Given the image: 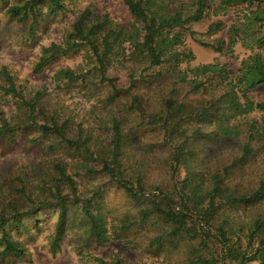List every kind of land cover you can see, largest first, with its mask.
I'll return each mask as SVG.
<instances>
[{
    "label": "rangeland",
    "instance_id": "rangeland-1",
    "mask_svg": "<svg viewBox=\"0 0 264 264\" xmlns=\"http://www.w3.org/2000/svg\"><path fill=\"white\" fill-rule=\"evenodd\" d=\"M26 1L0 0V70L5 67L10 71L26 100L37 97L34 117L39 126L52 120L59 124L67 123V135L72 139L82 137L87 140L93 157L68 149L55 135L43 136L39 126H29L28 107L0 89V112L5 114L14 130L12 138L9 131L0 138V217L8 219L6 232L26 253L25 257H1L4 246L0 242V264H95V258L112 260L116 257L126 264H190L192 255L207 252L204 245L199 250L200 242L196 240H184L175 247V241L166 239L162 247H151L153 239L170 231L168 224L161 219L151 216L147 223L135 224L129 231L124 230L130 222L140 220V208L132 203L119 185L100 173L103 164L98 154L108 157L114 135L113 122L117 120L124 136L121 158L126 176L138 191V182L142 179L143 193L151 200H159L156 188L161 187L165 192L171 190L170 147L163 145L164 134L160 127L146 125L145 122L149 114L159 111L172 95L174 83H179L178 77L190 69L219 62L227 64L234 72L238 71L241 61L251 54L240 45L234 48L233 53L228 49L229 30L238 20L240 10L233 9L226 16H211L192 24L193 35L178 30L184 35V48L194 53L195 60L180 65L176 72L169 67L148 69L144 64L129 62L124 55L112 58L105 76L113 79L121 90L115 96L111 84L102 81L95 68L96 59L87 48L59 58L41 74H35L34 67L42 49L53 43L62 44L75 22L88 10L93 17L108 16L121 27L133 24L134 18L124 0H60L63 8L55 12L51 9L50 0H39L33 15L22 20L11 17L9 10L23 7ZM217 22H222L225 29L209 32ZM219 46L224 47L222 52L217 51ZM65 68L90 74L86 82L57 80V72ZM3 84L0 77V87ZM129 87L132 90L128 92ZM175 89L172 95L176 100L175 107L178 109L183 101L187 104L183 114L191 113L218 93H190L186 84H179ZM135 96L140 99L136 108L133 106ZM250 97L255 102L264 101V86L253 90ZM252 121H257L261 130L257 135L258 141L254 143L256 152L247 163L229 168L230 177L226 185L230 188L256 187L264 177V154L259 149L264 141V114L254 112L238 120L244 125ZM181 125L175 136V145L197 129L205 134L212 128L196 120H185ZM188 146L193 155L179 166L177 180L181 183L189 173L194 174L191 185L197 190L201 185L207 191L208 180L214 170L231 165V158L241 154L243 144L233 140L227 145H215L210 139L200 136L192 139ZM57 164L63 165L76 180L79 203L65 186H62L63 198L51 196L57 185ZM201 176L206 183L200 182ZM97 192L101 194L98 196ZM88 200L93 203L95 213H101L104 218L105 242L94 238L88 244L90 223L83 212L84 202ZM61 204L67 208V223L60 248L55 250ZM11 205L22 213L21 224L14 223ZM263 207L244 209L242 206L231 211L237 219H255L264 213ZM28 213L32 216L27 217Z\"/></svg>",
    "mask_w": 264,
    "mask_h": 264
},
{
    "label": "trees",
    "instance_id": "trees-1",
    "mask_svg": "<svg viewBox=\"0 0 264 264\" xmlns=\"http://www.w3.org/2000/svg\"><path fill=\"white\" fill-rule=\"evenodd\" d=\"M38 1L28 0L23 7L11 8L9 14L13 18L22 20L36 12ZM124 2L134 18L133 24L121 27L108 16L93 17L88 10L75 22L72 31L62 44L53 43L42 49L39 61L34 67V73L41 74L59 58L87 48L96 59L95 68L101 75L102 81L109 82L117 96L121 90L113 79L105 76L108 62L112 58L124 55L129 62L144 64L148 69L169 67L171 71L176 72L180 65L195 60L194 53L184 48L185 38L182 33L177 32L178 30L193 35L192 24L202 22L211 16H226L233 9L240 10L238 20L229 30L228 49L233 53L234 48L240 45L251 54L241 61L238 71L234 72L227 64L219 62L202 64L190 69L180 78L178 77L179 83L176 81L173 85L175 88L179 84H186L190 87V93L199 94L210 91H218V93L214 94L211 100L201 103V106L191 113L183 114L187 109L186 101L180 103L177 109L176 100L172 98L176 92L173 88L172 95L164 101L160 110L149 114L145 122L146 125L160 127L164 134L162 143L170 147L172 160L170 174L173 183L171 190L165 192L158 187L156 193L159 200H151L143 193L145 188L142 179H139L140 191H138L132 180L126 176L121 158L124 136L121 123L117 120L113 122L114 135L110 153L107 158L98 154V159L103 164L100 173L119 185L129 195L132 203L140 208V220L130 222L124 228L125 231H129L135 224L147 223L151 216H154L167 223L170 231L153 239L151 242L153 248L162 247L166 239L175 241V247L184 240L188 242L196 240L200 242L199 250L204 245L207 252L192 255L190 264H264V213H260L255 219H246V217L237 219L235 213L231 211L242 206L244 209L264 206V177L258 181L256 187L249 189L239 190L237 187L230 188L226 185V180L230 177L229 170L238 163H247L256 152L254 143L258 141L257 135L261 132L257 121L247 122L244 125L238 120L247 118L254 112L264 114V101L255 102L250 97L253 90L264 86V0H181L177 2L124 0ZM50 3L53 12L63 8L60 0H50ZM224 29L223 23L217 22L210 27L209 32H220ZM217 48L218 52L224 50L223 46ZM89 74L65 68L57 72L56 79L69 83L86 82ZM0 77L4 82L0 87L4 94L20 99L28 107L29 126H39L34 117L37 97L34 100H26L7 68L0 70ZM131 90L132 87L127 89L128 92ZM139 102L140 99L135 96L133 106L136 108ZM185 120L209 124L212 127L211 131L203 134L197 129L190 136H185L181 143L175 145V136ZM0 122V138L7 131L12 138L14 130L5 114L1 112ZM38 128L43 136L55 135L68 149L89 158L93 157L87 140L82 137L72 139L67 135V123L59 124L52 120ZM200 136L210 139L215 145H227L233 140L243 144L241 154L231 158V165L221 170L219 168L214 170L211 179L208 180L207 191L203 190L201 185L198 190L196 186L191 185L190 181L194 174L189 173V177L181 183L177 180L179 166L188 156L193 155L188 145L192 139ZM259 149L264 154V141ZM55 169L58 174L55 178L57 185L55 191L51 192V196L63 198L62 186H65L79 203L76 180L67 173L63 165L57 164ZM199 180L202 184L206 183L203 176L199 177ZM178 183L181 186H178ZM100 194L97 192L96 195ZM92 207L91 200L84 202L83 212L90 223L88 244L94 238L98 242H105L107 231L102 224L104 218L101 213H95ZM11 208L15 214L14 223L21 224L22 213L14 205H11ZM66 211L67 208L61 204L55 250L60 248L62 235L66 230ZM26 216L31 217L32 213ZM7 221V218L0 217V242L4 246L1 257L9 255L25 257V250L13 241L5 230ZM94 262L95 264H126L118 257L112 260L95 258Z\"/></svg>",
    "mask_w": 264,
    "mask_h": 264
}]
</instances>
